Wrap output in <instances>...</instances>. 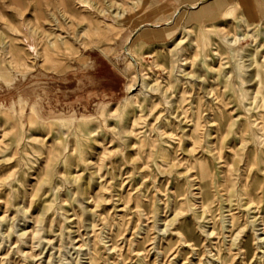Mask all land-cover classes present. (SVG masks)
<instances>
[{
  "label": "rangeland",
  "instance_id": "rangeland-1",
  "mask_svg": "<svg viewBox=\"0 0 264 264\" xmlns=\"http://www.w3.org/2000/svg\"><path fill=\"white\" fill-rule=\"evenodd\" d=\"M90 1L0 0V264H264V109L248 111L236 71L225 87L209 68L234 69L221 38L239 0ZM206 3L211 15L188 23ZM178 37L173 67L164 44ZM195 38L211 44L210 66ZM51 158L47 193L32 199Z\"/></svg>",
  "mask_w": 264,
  "mask_h": 264
},
{
  "label": "bare ground",
  "instance_id": "bare-ground-1",
  "mask_svg": "<svg viewBox=\"0 0 264 264\" xmlns=\"http://www.w3.org/2000/svg\"><path fill=\"white\" fill-rule=\"evenodd\" d=\"M83 2H85L87 5H91V1L90 0H83ZM238 4L239 5L235 9L229 10V12H228V13L233 14L234 19L237 22L236 30H235L234 33L228 34V35H226V36L221 38V41L223 42V44L229 49V52L231 51V54H233V59H234L233 60L234 61V63H233L234 65L233 66H234V69L232 71L225 72L224 68H223L224 65L222 64V62H220V65L217 68H215L214 66H210V63H207V60H206V57H207V54H208L207 50L211 49V47H210L211 44H209L208 41H205L204 43H200L199 39L195 38L193 43L190 45V48L193 50V54H195L194 57H196V58L199 57L202 60V63L205 66H210L209 68L212 71H215L217 73L218 76H217L216 80H220L225 87L230 86L232 84L231 76H232V74H234V71H236V75H235L236 84H238L239 91L241 92V95L243 97H245L247 100L250 101L249 102L248 111H250L252 109H254V111H255V109H257V108L264 109V52L262 51L264 49V31L259 27V25L261 23V20L259 21L258 19H256L257 17H259L261 19L264 18V4L259 2L258 0H239ZM223 6H228V4H226L224 1L218 0L217 1V8L222 9ZM241 8L243 10L240 11ZM212 10H213V7L209 3L203 4L198 10L192 11L190 20H188L187 22L189 23V22H192L193 20H199L200 22H202V16L203 15H207V14L211 15ZM122 14H123V12H121V11H117L115 13V15H117L118 17H121ZM168 24H172V23L168 22ZM146 35L147 34L144 33V34H142V37H144ZM249 39H250V41L248 42ZM182 42H183V38L178 37V38H175L172 42L164 44V47L167 48L169 54H171V57H172L171 62H172V66L173 67H174V64L177 62V60H179L178 59L179 54H185L184 52L186 51V47L182 45ZM126 48H127V52L129 54H135L134 52H132L133 46L131 45V42L128 43V46ZM105 52L106 51H104V53ZM136 54H138V53H136ZM216 54H219L218 50L216 51ZM261 57L263 58L262 60H261ZM191 64L194 65L195 64V60H192ZM249 71L251 72L250 78L247 75ZM171 72H172V70H171ZM138 81H139V85L141 84L142 85L141 87H143L144 89L159 90L160 84L158 82H156V81L148 79V77L146 75L140 76ZM138 81H136V83ZM251 81H254V83L252 85L254 87L253 88L245 87V83H249ZM137 84H135V81H133V80H130L128 82L127 86H128V89H129L130 93H133V91L137 89L136 88ZM169 87L170 88L174 87L173 82L171 83V85L169 84ZM212 90L210 88L209 92H212ZM136 98H137V93L132 94V96L127 99V102L128 103H132V102L135 101ZM236 101L238 102V100H236ZM171 103L173 105L172 101H171ZM127 110L128 109L123 110L121 112V114H120L122 121L125 120V116H126V114L128 112ZM136 120H137V116H136V114H133L132 118H130L129 121H130V123L135 124ZM86 121H88V119L82 118V121L79 123L78 128L80 126H85V128L87 130V133L90 134V130H89V128H87ZM255 121L256 120L252 121V125H256ZM263 121H264V119H263ZM62 122H64V121H62ZM232 126H233V124H231V127L227 130L226 136L233 132ZM248 132H250V131L248 130ZM241 136H242V138H241V142H242L241 149H243V147L245 145V142H246V139L243 137V135H241ZM253 140H254V138H253ZM237 142H238V140H237ZM259 151H260V149H259ZM50 153H52V152H50ZM258 156H260V154ZM249 157H250V155H249ZM261 166H263V165L261 164ZM52 167H53V158L47 160L46 167H45V173H44L45 174L44 182H42L43 180H41L40 183L35 188V190L33 191V193H31L32 194L31 195L32 199L35 198V197H40L41 195H44V194L47 193L46 190L42 191L43 190V186L41 187V185H42V183H49L52 180V176H53V173H54L53 170H52ZM68 174L71 177V179L74 181V183L77 182V180H79L78 177H80V176L76 175L75 172L73 171V169H69L68 170ZM77 183H76V185H77ZM88 187H89V181H85L83 183H79V185L76 187L77 188V193L76 194H78V195L79 194H82V195L87 194L88 193ZM73 193H75V191ZM98 198H100V197H98ZM53 201H54V199L51 198V199L44 200L43 203H41V204H38V210H39L38 213L39 214L36 216V219H35V222L37 224H41L44 221L43 220V214H44V212H46L49 209H51V206H52L51 204H52ZM178 214H179L178 212H175L174 218ZM233 216H234V214H233ZM0 219H3V216H1ZM230 222H231V224H233V219L232 218H231ZM252 222H255V219L252 220ZM165 228H166V226H165ZM260 229L262 230V232L258 233V239H259L260 242H262L264 244V228L262 227ZM163 230L164 229H162V231ZM35 231L37 232L38 229H36V230L33 229L32 230V234H34ZM26 232H27L26 230H23L20 233V236L25 235ZM209 234L210 235L213 234V231H210ZM237 240H238V234L235 235L234 237L232 236L231 244L229 246L230 249L233 246L237 245ZM259 247H262V246H259ZM263 252H264V249H263ZM88 259H89V257H88ZM93 262H94V259H92L90 261L91 264Z\"/></svg>",
  "mask_w": 264,
  "mask_h": 264
},
{
  "label": "crops",
  "instance_id": "crops-1",
  "mask_svg": "<svg viewBox=\"0 0 264 264\" xmlns=\"http://www.w3.org/2000/svg\"><path fill=\"white\" fill-rule=\"evenodd\" d=\"M169 31V30H168ZM168 31H165V30H161V31H159L158 33H159V35H160V37H166L167 36V34L166 33H168Z\"/></svg>",
  "mask_w": 264,
  "mask_h": 264
}]
</instances>
